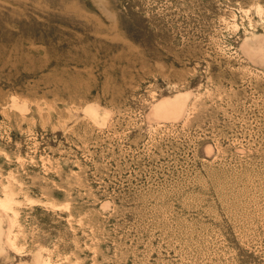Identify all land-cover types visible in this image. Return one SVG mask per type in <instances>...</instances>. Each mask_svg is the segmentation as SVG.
Returning a JSON list of instances; mask_svg holds the SVG:
<instances>
[{"label":"rangeland","instance_id":"374dc122","mask_svg":"<svg viewBox=\"0 0 264 264\" xmlns=\"http://www.w3.org/2000/svg\"><path fill=\"white\" fill-rule=\"evenodd\" d=\"M263 39L264 0H0V264H264Z\"/></svg>","mask_w":264,"mask_h":264},{"label":"bare ground","instance_id":"6f19581e","mask_svg":"<svg viewBox=\"0 0 264 264\" xmlns=\"http://www.w3.org/2000/svg\"><path fill=\"white\" fill-rule=\"evenodd\" d=\"M258 6V5H257ZM260 6V5H259ZM259 9V8H258ZM261 12V11H260ZM264 40V39H263ZM183 94V93H182ZM180 96H181V94H179ZM184 96H186V95H184ZM178 97V96H177ZM177 99V98H176ZM179 99V98H178ZM184 99V97L182 98V100ZM179 100H181V97H180V99ZM179 100H176L177 102H179L180 103V101ZM184 101V100H183ZM183 101H182V103H183ZM163 103V102H162ZM162 103H159V105H160V107H161V104ZM164 105H166V104H164ZM162 106H163V104H162ZM13 194V193H12ZM10 198V197H9ZM12 199V198H11ZM11 199H9L10 201H11ZM1 200V199H0ZM7 200V199H6ZM5 201V200H4ZM36 202V201H35ZM7 204L8 203H10V202H6ZM11 204V203H10ZM10 204H8L7 206L5 205V203H4V205L6 206V207H8ZM4 205H2L3 207H4ZM12 209V208H11ZM13 211V210H12ZM14 212V211H13ZM15 214H17V213H15ZM16 216V215H15ZM15 218V217H14ZM3 225V224H2ZM14 233H16V232H14ZM16 235V234H15ZM14 235V236H15ZM3 240V239H2ZM11 241H12V239H11ZM13 242H15L14 240H13ZM15 245V244H14ZM17 245V244H16ZM20 248V247H19ZM23 249V248H22ZM11 257V256H10ZM50 264V263H49Z\"/></svg>","mask_w":264,"mask_h":264}]
</instances>
